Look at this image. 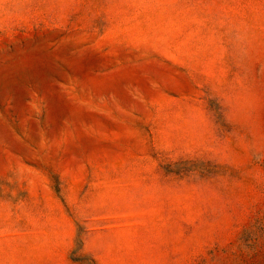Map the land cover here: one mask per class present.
<instances>
[{"label":"rangeland","instance_id":"obj_1","mask_svg":"<svg viewBox=\"0 0 264 264\" xmlns=\"http://www.w3.org/2000/svg\"><path fill=\"white\" fill-rule=\"evenodd\" d=\"M0 264H264V0H0Z\"/></svg>","mask_w":264,"mask_h":264}]
</instances>
